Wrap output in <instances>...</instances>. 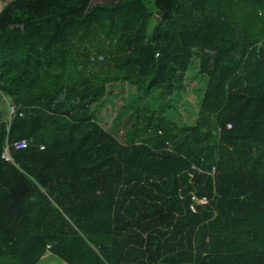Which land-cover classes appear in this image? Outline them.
I'll use <instances>...</instances> for the list:
<instances>
[{
    "label": "trees",
    "instance_id": "obj_1",
    "mask_svg": "<svg viewBox=\"0 0 264 264\" xmlns=\"http://www.w3.org/2000/svg\"><path fill=\"white\" fill-rule=\"evenodd\" d=\"M0 61V264H264V0H11Z\"/></svg>",
    "mask_w": 264,
    "mask_h": 264
},
{
    "label": "rangeland",
    "instance_id": "obj_2",
    "mask_svg": "<svg viewBox=\"0 0 264 264\" xmlns=\"http://www.w3.org/2000/svg\"><path fill=\"white\" fill-rule=\"evenodd\" d=\"M95 1H101V0H93ZM208 76L206 74H203L200 72V56L194 55L192 63L190 65V68L187 72V78L185 80V88L183 89L182 93V100L177 102L174 100L173 102L178 105V110L176 115V119L180 124L183 123H190L193 124L196 122L197 118V112L199 110L200 102L202 100V95L204 93L206 84H207ZM118 89H116L114 93V102L112 105H115V109L103 110L105 113V117L107 114H109V119H113L117 116L120 109V104H123V102H130L131 96L133 93V89L125 85L124 88H120L121 86L117 85ZM119 95H122L123 97H120ZM5 95L0 96V117L2 118H12L13 114L11 113V106L10 104L5 101ZM116 101V103H115ZM128 106H124L123 108H127ZM134 108V107H132ZM171 111V110H170ZM171 115H173V112L171 111ZM125 129L123 127V124L119 125L117 134H121L122 131ZM46 254L39 262L38 264H66L62 259H60L58 256L54 255L50 251Z\"/></svg>",
    "mask_w": 264,
    "mask_h": 264
},
{
    "label": "built area",
    "instance_id": "obj_3",
    "mask_svg": "<svg viewBox=\"0 0 264 264\" xmlns=\"http://www.w3.org/2000/svg\"><path fill=\"white\" fill-rule=\"evenodd\" d=\"M157 55H159V52H157ZM104 58V55H96V54H93L91 56V59L92 60H103ZM11 110H12V114H14L16 112V107L11 105ZM20 114L22 115L23 113L20 112ZM228 127H231V123H228ZM28 144L27 140L26 139H22V140H19L17 142L14 143V146L17 147V148H21V147H24ZM2 157L5 159V160H10V161H14L12 155L10 154V148L9 146H7L2 154ZM193 168H197L196 165H193ZM216 172V167L214 166L212 168V171L211 173L214 175ZM193 173H191V179L193 178ZM190 195H191V203H190V208L191 210L193 211H197L199 206H204V205H207L209 202H210V198L207 196V195H199L196 190H192L190 192ZM50 246V244H48V247Z\"/></svg>",
    "mask_w": 264,
    "mask_h": 264
},
{
    "label": "water",
    "instance_id": "obj_4",
    "mask_svg": "<svg viewBox=\"0 0 264 264\" xmlns=\"http://www.w3.org/2000/svg\"><path fill=\"white\" fill-rule=\"evenodd\" d=\"M4 4L2 0H0V7ZM162 14L161 9H157L156 12L153 14V19L151 20V23L149 25V33H152L155 26L157 25L158 19L160 18V15Z\"/></svg>",
    "mask_w": 264,
    "mask_h": 264
},
{
    "label": "crops",
    "instance_id": "obj_5",
    "mask_svg": "<svg viewBox=\"0 0 264 264\" xmlns=\"http://www.w3.org/2000/svg\"><path fill=\"white\" fill-rule=\"evenodd\" d=\"M3 1V3L4 4H2L1 5V7H0V11L3 9V7L9 2V1H11V0H2ZM0 63H1V61H0ZM126 102V101H125ZM124 103V102H123ZM109 114H107V119H108V123L109 122H112L113 121V119L111 118V119H109V116H108ZM110 124V123H109ZM109 126V125H108ZM117 132H118V130H117ZM46 254H48V253H46ZM47 264H49V263H47Z\"/></svg>",
    "mask_w": 264,
    "mask_h": 264
}]
</instances>
